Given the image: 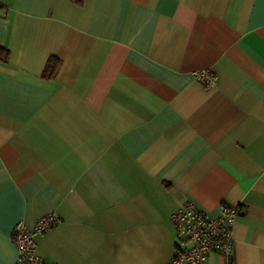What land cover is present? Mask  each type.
I'll use <instances>...</instances> for the list:
<instances>
[{"label": "crops", "instance_id": "0c3cea01", "mask_svg": "<svg viewBox=\"0 0 264 264\" xmlns=\"http://www.w3.org/2000/svg\"><path fill=\"white\" fill-rule=\"evenodd\" d=\"M0 50V264L49 215L51 264H166L186 203L264 264V0H3Z\"/></svg>", "mask_w": 264, "mask_h": 264}, {"label": "built area", "instance_id": "2783aa9c", "mask_svg": "<svg viewBox=\"0 0 264 264\" xmlns=\"http://www.w3.org/2000/svg\"><path fill=\"white\" fill-rule=\"evenodd\" d=\"M3 0H0V9ZM193 78L210 88L217 77L209 71L192 74ZM240 214L239 206L220 205L216 217H211L192 203H186L170 219L176 231L172 258L166 264H206L209 254L220 256L225 264L233 262V229ZM59 223L55 215L41 218L31 228L15 225L12 241L17 257L14 264H51L36 254L35 237L44 234Z\"/></svg>", "mask_w": 264, "mask_h": 264}, {"label": "trees", "instance_id": "16d2710c", "mask_svg": "<svg viewBox=\"0 0 264 264\" xmlns=\"http://www.w3.org/2000/svg\"><path fill=\"white\" fill-rule=\"evenodd\" d=\"M73 4L81 7L84 3V0H71ZM8 59V53L4 50H0V60L6 62ZM59 61L54 58H50L46 64L45 70L43 72V78L52 79L56 75V72L59 68Z\"/></svg>", "mask_w": 264, "mask_h": 264}]
</instances>
